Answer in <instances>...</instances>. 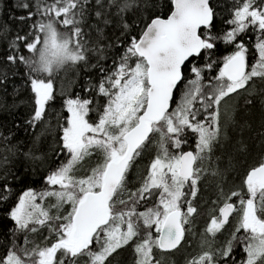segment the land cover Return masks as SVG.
Returning a JSON list of instances; mask_svg holds the SVG:
<instances>
[{"label": "snow or ice", "instance_id": "1", "mask_svg": "<svg viewBox=\"0 0 264 264\" xmlns=\"http://www.w3.org/2000/svg\"><path fill=\"white\" fill-rule=\"evenodd\" d=\"M9 8L0 264H264V0Z\"/></svg>", "mask_w": 264, "mask_h": 264}, {"label": "trees", "instance_id": "2", "mask_svg": "<svg viewBox=\"0 0 264 264\" xmlns=\"http://www.w3.org/2000/svg\"><path fill=\"white\" fill-rule=\"evenodd\" d=\"M8 3L11 4L12 0H8ZM9 12H11L12 15L19 14V10H16L14 8H9V9H7V11H0V22H4L5 20H7V15ZM9 91H11V86L9 88ZM0 95H2V94H0ZM25 95H27V94L25 93ZM11 99H12L11 96H9L8 101L11 102ZM56 104H57V106H59V104H60L59 99L56 101ZM26 111H27V109L23 105H21L20 107H18L17 109L14 110L15 116H7L5 113L0 111V121H3L5 119H7L8 121H11L12 119H16L17 122H22V120L20 118L26 114ZM16 135L21 140H26L28 138L29 134H26L23 131V129H21L20 131H18L16 133ZM46 170H47L46 168H43L40 171L36 172L34 175H29L23 183L17 182L15 188L13 189V194L9 198V203L14 201L28 187H33V188H37V189L42 187L43 186L42 185V175ZM209 195H210V193H209ZM3 211H4V205L0 204V221H3V219H4ZM204 223H205V217L201 216L198 219L197 224L200 227H202L204 225ZM183 256H184L183 252H177L175 254L173 259L175 260L176 264H181V262L183 260ZM124 258L127 259L129 261V264H130L131 255L129 253H125Z\"/></svg>", "mask_w": 264, "mask_h": 264}]
</instances>
